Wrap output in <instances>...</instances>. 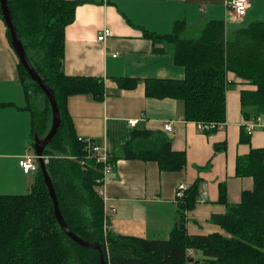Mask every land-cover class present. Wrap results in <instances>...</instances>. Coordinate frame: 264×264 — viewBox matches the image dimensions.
Segmentation results:
<instances>
[{"label": "trees", "instance_id": "16d2710c", "mask_svg": "<svg viewBox=\"0 0 264 264\" xmlns=\"http://www.w3.org/2000/svg\"><path fill=\"white\" fill-rule=\"evenodd\" d=\"M79 3L8 0L27 55L54 92L60 110L59 130L43 156L50 157L48 171L70 230L99 244L106 264H189L195 262L189 251L201 253L196 264H264V148H252L237 159L236 175L254 181L253 189L243 191L239 203H229L225 186H220V203L226 206V213L211 218L220 232H188L187 214L196 209L204 189L203 180L198 179L182 198H176L178 219L168 239L115 236L110 231L104 234V200L98 192L102 166L89 159L70 114L69 100L81 95L102 100L105 85L101 78L69 76L64 71L66 29L75 21ZM185 31L184 23H176L168 35L147 34L154 42L172 45L174 61L185 71L180 80H147L148 97L182 101L187 122L225 123L232 73L254 87L241 90L244 120L264 116V21L241 28L233 41L226 40L221 21L209 22L197 38H186ZM18 68L28 100L26 109L31 113L34 146L36 139H44L50 131L52 109L20 62ZM115 81L121 90H133L140 82L127 77ZM34 97L43 98L41 106L33 104ZM250 139L244 124L240 142L250 144ZM122 153L126 160L155 162L163 172H182L187 166L186 154L175 151L164 135L153 131L133 132ZM0 264H100L97 250L78 245L62 230L41 168L28 193L0 195Z\"/></svg>", "mask_w": 264, "mask_h": 264}, {"label": "crops", "instance_id": "0c3cea01", "mask_svg": "<svg viewBox=\"0 0 264 264\" xmlns=\"http://www.w3.org/2000/svg\"><path fill=\"white\" fill-rule=\"evenodd\" d=\"M70 1L80 3L75 21L66 29L64 71L69 76L101 78L105 85L102 100L92 95L74 96L69 110L78 137L105 146L112 157L114 172L104 186L105 207L116 210L110 232L147 240L168 239L178 219L176 191L198 179L203 180L206 196L188 212V232H220L211 222L213 215L226 213V206L220 203V186H225L229 203H239L243 191L253 189L254 181L236 175L237 159L252 148H264V116L250 134V144L240 142L242 126L257 120H244L241 90L254 87L229 74L226 126L212 134L200 132L196 122L185 120L182 101L146 94L149 79L185 77L184 69L174 61L173 46L154 42L147 34L168 35L176 23H184V36L197 38L209 22L221 21L226 40L233 41L241 28L264 21V0H251L244 18L228 8L234 0ZM105 29L111 36L99 42L97 38ZM18 63L7 27L0 23V195L28 193L37 176L24 174L19 166V160L33 149V130ZM121 77L140 82L133 90H121L115 81ZM167 124L173 125V131L165 130ZM136 131L164 135L175 151L186 154V168L163 172L155 162L126 160L122 148ZM189 253L194 259L202 258L200 252Z\"/></svg>", "mask_w": 264, "mask_h": 264}, {"label": "water", "instance_id": "95a60500", "mask_svg": "<svg viewBox=\"0 0 264 264\" xmlns=\"http://www.w3.org/2000/svg\"><path fill=\"white\" fill-rule=\"evenodd\" d=\"M0 8L2 12V18L3 21L7 27V30L10 34V41L11 45L19 58V62L22 64V66L26 69L27 73L29 74L31 80L38 84V86L41 88L45 96L48 98L51 109H52V126L47 134V136L44 139H36L34 150L36 155L39 158L40 168L43 174L44 182L46 187L48 188L49 195L53 201L54 205V214L56 216V219L61 226L62 230L65 232V234L75 243L78 245L85 247L87 249H95L99 252V258H100V264H106L105 257L103 250L99 244L96 243H90L88 241H85L84 239L77 236L75 233H73L68 225L66 224L64 217L62 215L57 194L55 191V187L52 181V178L49 174L48 167L44 162L43 159V152L48 147V145L51 143L55 135L57 134L60 124H61V114L60 110L58 108V104L56 101V97L52 89L44 82V80L39 76V74L36 72L35 68L33 67L26 49L24 47V44L22 42V39L18 33V30L13 22V18L11 15V12L9 10L8 6V0H0Z\"/></svg>", "mask_w": 264, "mask_h": 264}, {"label": "built area", "instance_id": "2783aa9c", "mask_svg": "<svg viewBox=\"0 0 264 264\" xmlns=\"http://www.w3.org/2000/svg\"><path fill=\"white\" fill-rule=\"evenodd\" d=\"M251 5H252L251 0H234L228 5V8L230 9V11L235 13V15L238 18H244L247 15V12L249 8L251 7ZM2 19H3L2 12L0 8V23L2 22ZM110 36H111V31L109 29H105L102 33L99 34L97 39L99 42H104ZM260 120H261V117H258L256 121H253L251 124L247 126L249 134L253 132L254 127L257 125L258 121ZM135 123H136L135 121H130L131 126H134ZM197 124H198V130L200 132H205V133L214 131L215 129L221 130L226 126L225 123H220V124L197 123ZM165 130L168 132L173 131V125L172 124L165 125ZM83 140L86 144L85 148L87 150L89 159L95 160L97 164L102 166L103 177L100 181L101 185L98 187V189H99L100 196L104 200V216H105L104 229H105V235H106L110 231L109 223H110L112 215L115 213L116 210L114 208L105 207L106 196H105L104 186L106 183L107 176H109L110 174L114 172V164L112 161V157L105 146L97 144L96 142L91 141L89 139H83ZM43 159L46 165L50 161L49 156H43ZM19 166L24 172V174L26 175L37 174L40 169V163H39V158L36 155L35 151L32 149L28 150V153L25 154L19 160ZM187 189H188V186L184 184L180 185L176 191V198H182L184 195V191ZM205 196H206V190L203 189L201 191L200 203L204 201ZM189 256L191 257L190 253H189Z\"/></svg>", "mask_w": 264, "mask_h": 264}, {"label": "rangeland", "instance_id": "374dc122", "mask_svg": "<svg viewBox=\"0 0 264 264\" xmlns=\"http://www.w3.org/2000/svg\"><path fill=\"white\" fill-rule=\"evenodd\" d=\"M1 26H6L5 25V23H4V21H2L1 22ZM41 99L40 100H38V99H35V97L34 98H32V101H33V104L35 105V106H41V103L43 102V98L42 97H40ZM51 125V124H50ZM52 126V125H51ZM51 129V128H50ZM223 145H221L220 147H222ZM32 147H34V146H32ZM98 192H99V189H98ZM104 234H105V229H104ZM199 259H196L195 258V262H190L189 264H195L197 261H198Z\"/></svg>", "mask_w": 264, "mask_h": 264}]
</instances>
